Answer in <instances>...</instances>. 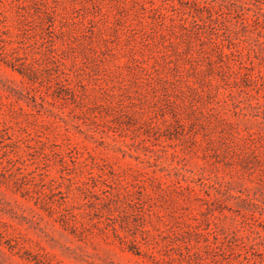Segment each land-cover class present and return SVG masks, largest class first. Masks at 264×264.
<instances>
[{
  "label": "rangeland",
  "instance_id": "obj_1",
  "mask_svg": "<svg viewBox=\"0 0 264 264\" xmlns=\"http://www.w3.org/2000/svg\"><path fill=\"white\" fill-rule=\"evenodd\" d=\"M0 264H264V0H0Z\"/></svg>",
  "mask_w": 264,
  "mask_h": 264
},
{
  "label": "trees",
  "instance_id": "obj_2",
  "mask_svg": "<svg viewBox=\"0 0 264 264\" xmlns=\"http://www.w3.org/2000/svg\"><path fill=\"white\" fill-rule=\"evenodd\" d=\"M21 71V70H20Z\"/></svg>",
  "mask_w": 264,
  "mask_h": 264
}]
</instances>
